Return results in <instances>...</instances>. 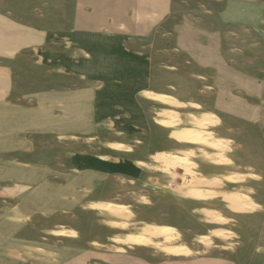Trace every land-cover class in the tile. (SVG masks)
<instances>
[{"label": "crops", "instance_id": "1", "mask_svg": "<svg viewBox=\"0 0 264 264\" xmlns=\"http://www.w3.org/2000/svg\"><path fill=\"white\" fill-rule=\"evenodd\" d=\"M173 13V0H0V264H227L221 258H180L185 247L155 241L163 234L172 237H162L167 242L173 240V226L115 232V221L108 217H115L112 204L102 200L112 195L106 182L116 173L139 178L142 161L132 156L115 163L91 151L102 138L113 148L109 134L150 131L139 103L148 94L162 99L170 90L176 99H199L190 87L199 82L195 90L207 94L203 100L212 99L213 106L219 100L218 111L236 116V87L264 82L256 75L246 80L228 65L222 32L213 48L185 40L189 33L196 38L190 28H172L184 54L179 58L189 69L179 71L178 64L163 72L149 42ZM178 81L185 84L179 92L174 90ZM205 116L193 118L187 129H171L170 138L204 141L207 132L196 126L206 123ZM153 123L160 136L169 124ZM188 131L196 137H185ZM73 148L88 150L68 151ZM167 162L166 168L174 167ZM52 174L69 183H52ZM190 192L195 197L206 193ZM219 194L244 208L236 194ZM165 228L173 232L165 234Z\"/></svg>", "mask_w": 264, "mask_h": 264}, {"label": "rangeland", "instance_id": "2", "mask_svg": "<svg viewBox=\"0 0 264 264\" xmlns=\"http://www.w3.org/2000/svg\"><path fill=\"white\" fill-rule=\"evenodd\" d=\"M173 1L174 13L169 22L161 28L155 41H148L152 53L157 54L156 63L164 65L163 72L168 71L170 65H181L179 71L189 67L179 58L184 54L173 41L176 33L172 28L184 31L190 28L196 31V38L189 33L185 40L196 39L213 48H218L222 32L221 46L228 65L237 68L246 80L256 75L264 81V0ZM183 85L176 82L174 90L179 92ZM200 85L199 82L190 84L192 93L199 99H176L170 90L163 92L169 96L164 95L162 99H155L151 94L141 99L140 108L147 112L150 127L144 135L109 134V140L114 141L113 148L107 147L103 138L91 144V151L100 158L122 163L135 156L142 161L137 164L141 169L139 178L116 173L106 182L112 195L102 200L112 204L110 211L115 217L106 213L115 221L114 231L118 234L143 228L151 232L159 225L173 226V240L167 242L162 237H172L163 234L155 241L185 247L187 251L180 258L212 257L224 259L227 264H264V82L256 85L244 81L236 87L233 93L238 97L240 108L236 116L218 111L219 100L216 106L212 99L203 100L207 94L195 90ZM210 86L211 91L217 90V85L211 83ZM204 116L206 123L196 126L207 132L204 141L176 142L170 138L171 129H187L193 118ZM154 119L169 123L162 128L161 136L158 132L155 134L158 125H154ZM189 133L182 135L189 138ZM138 140L143 141L142 146L133 147ZM214 140H218L217 146L212 144ZM158 155H164L165 159L156 158ZM176 158L183 163L170 162H177ZM165 161L174 167L166 168ZM55 176L52 174V183L66 184L67 181ZM192 189L206 193L190 196ZM220 192L236 194L244 208L232 205ZM119 204L124 207L114 206ZM78 225L81 230L83 224ZM171 232L172 229L164 233ZM171 248L165 249L174 253Z\"/></svg>", "mask_w": 264, "mask_h": 264}, {"label": "bare ground", "instance_id": "3", "mask_svg": "<svg viewBox=\"0 0 264 264\" xmlns=\"http://www.w3.org/2000/svg\"><path fill=\"white\" fill-rule=\"evenodd\" d=\"M196 134H197V133H196ZM189 135H190L191 138L196 137V135H195L194 132H190ZM176 160H177V162H174V164H175V163H178V164L183 163V160H181V159H176ZM176 160H175V161H176ZM170 231H171V229H166V228L163 229V232H170ZM141 240H143V239H141Z\"/></svg>", "mask_w": 264, "mask_h": 264}]
</instances>
